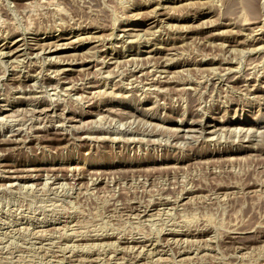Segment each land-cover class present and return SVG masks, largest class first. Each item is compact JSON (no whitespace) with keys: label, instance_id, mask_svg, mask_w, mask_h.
I'll list each match as a JSON object with an SVG mask.
<instances>
[{"label":"rangeland","instance_id":"rangeland-1","mask_svg":"<svg viewBox=\"0 0 264 264\" xmlns=\"http://www.w3.org/2000/svg\"><path fill=\"white\" fill-rule=\"evenodd\" d=\"M245 2L0 0V264H264Z\"/></svg>","mask_w":264,"mask_h":264},{"label":"bare ground","instance_id":"bare-ground-1","mask_svg":"<svg viewBox=\"0 0 264 264\" xmlns=\"http://www.w3.org/2000/svg\"><path fill=\"white\" fill-rule=\"evenodd\" d=\"M245 1H246L245 3H246L247 5H249L251 8H252V6H254V3H255L254 0H245ZM243 6H244V5H243ZM249 6H248V7H249ZM242 10H244V9L242 8ZM214 128H215V127H214ZM39 129H40V128H39ZM188 130H189V129H188Z\"/></svg>","mask_w":264,"mask_h":264}]
</instances>
